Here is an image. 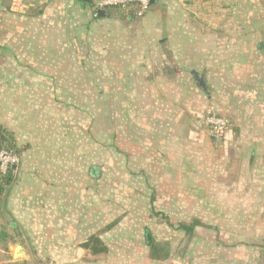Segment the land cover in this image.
<instances>
[{
  "label": "rangeland",
  "instance_id": "374dc122",
  "mask_svg": "<svg viewBox=\"0 0 264 264\" xmlns=\"http://www.w3.org/2000/svg\"><path fill=\"white\" fill-rule=\"evenodd\" d=\"M40 6L29 11L31 16L41 15ZM159 6L153 16L164 24L157 32L178 36L179 48L189 49L192 56L178 60L181 73L173 74L171 81L158 78L162 83L145 89L128 84L142 74L125 68L130 59L119 53L123 42L100 36L95 40L94 33L79 42L68 41L66 50L56 48L52 33L48 46L61 52L57 64L51 50L50 67L33 72L32 86H11L25 74L13 67L11 22L9 16L4 18L0 144L14 147L19 171L0 195L2 264H202L204 250L193 248V239L241 240L209 228L186 233L180 227L202 217L188 212L185 199L172 200V192L178 184L185 187L179 179L185 176L186 149L193 137L205 132L213 153L222 144V137L214 139L208 133L205 116H225L228 130L235 128L218 91L226 92L225 85L237 89L240 96L231 100L238 106L235 117L246 113L239 105L247 107L244 98L250 114L264 110V0H162ZM31 43L37 49L42 39L33 36ZM167 43L161 47L171 49ZM170 60L163 56L159 62ZM191 73L204 78L206 91ZM174 116L178 130L173 128L171 140L169 123ZM146 119L149 127L140 130L139 121ZM153 133L160 134V140L148 137ZM259 222L260 232L248 240L252 244L264 243V217ZM146 231L150 241L168 242L167 260L148 259ZM16 245L25 256L11 260Z\"/></svg>",
  "mask_w": 264,
  "mask_h": 264
},
{
  "label": "crops",
  "instance_id": "0c3cea01",
  "mask_svg": "<svg viewBox=\"0 0 264 264\" xmlns=\"http://www.w3.org/2000/svg\"><path fill=\"white\" fill-rule=\"evenodd\" d=\"M19 1L21 8L13 10L11 9L12 0H0V26L3 25L5 17L9 16L11 22L10 55L12 61L14 60L13 67L18 74H25V79L17 77L10 82L13 87L32 86L35 82L32 78L33 72L48 70L50 62L47 58L52 50L51 44L48 46L49 42L54 41L58 43L55 45L56 48L66 50L68 41L75 39L79 42L80 39L85 40V37L92 33L97 36L95 40L100 36L107 42L114 40L123 42V50L118 52L123 57L130 59L125 64V68L128 73L142 74L138 76L140 77L138 80L132 81L134 84L128 81L131 87L156 88L158 83H162H157L156 79L158 78L160 81L165 79L168 83L167 81H171L173 74L181 73L178 60L183 58L182 56L190 59L192 56L189 49L184 51V48H179L181 39L178 36L167 38L157 32L164 23L161 18L153 15H158L157 11L162 0H155L143 17L131 19L116 15H106L104 18L94 17L90 6L78 0ZM8 3L9 14L6 13ZM39 5H41V15L31 16L29 11ZM52 33L56 36L53 37V40H51ZM33 36L42 39V44L37 49H34L31 43ZM142 37L146 39L144 40ZM141 40H143L142 44ZM166 40L170 42L167 45L169 44L171 49L161 47L162 44H166ZM146 43H149V47H139ZM55 50L57 49L52 50L51 53L54 64H57L56 60L61 58L59 56L61 52L58 51L56 54ZM118 52L115 51L116 55ZM65 53L66 51L62 53L63 56ZM163 56L171 58L170 62L166 61L164 64L159 62ZM180 68L186 71L183 66ZM144 73H147L145 77ZM224 87L226 92L219 93L218 91L217 94L219 97L221 96L225 105L224 111L232 114L235 128L224 132L222 144L214 153L212 145L205 143V132H200V138L199 134L196 136L197 139L193 137L186 149V173L179 179L185 182V187L183 189L177 183L176 192H172L174 195L172 200L185 199L188 202V212L194 218L202 217V220H199L202 225L194 226L195 229L192 228L193 235L200 230L205 231L209 228L213 232L231 233L241 238V240L224 241L214 240L211 236L210 239L201 241L193 239L192 247L204 250L202 264H264V243L260 241L252 244L248 241L255 239L253 234L260 232L259 218L264 217V110L259 108L258 113L260 114H250L251 110L248 112L250 103L245 102L246 98H244L243 102L248 108L243 103L239 105L242 106V112L246 111V113L242 117L237 115L235 117V109L237 110L238 106L231 100L240 94L237 93V89L234 90L229 85ZM260 88L256 87L255 89L259 90ZM260 103L262 104V102ZM149 123V119L140 120V130L148 128ZM157 123L155 122V125ZM160 128L162 129L161 124ZM173 128L177 132L178 118L176 116L172 117L169 123V131H172L171 140L173 139ZM154 133L148 134V137L151 140H160L161 135L156 136ZM174 134L176 136L177 133ZM16 141L19 143V138ZM145 141L147 142V140ZM149 148L150 146H148ZM165 164L156 163L159 166ZM168 164L171 166L180 165L178 162ZM18 169L17 171H19ZM170 177H174V174L170 173ZM241 217H247L245 222L241 220ZM210 230L209 232H211ZM248 234H250L249 238ZM10 258L13 260L12 254H10Z\"/></svg>",
  "mask_w": 264,
  "mask_h": 264
},
{
  "label": "built area",
  "instance_id": "2783aa9c",
  "mask_svg": "<svg viewBox=\"0 0 264 264\" xmlns=\"http://www.w3.org/2000/svg\"><path fill=\"white\" fill-rule=\"evenodd\" d=\"M151 2H155V0H95L91 11L94 16H97L98 11L105 13L111 10L131 11L135 18H141L151 7ZM20 8L21 2L12 0L11 9L18 10ZM204 125L212 138L219 139L230 127V120L225 116L208 113L204 118ZM18 167L19 158L12 150H0L1 174H5L9 169L16 172Z\"/></svg>",
  "mask_w": 264,
  "mask_h": 264
},
{
  "label": "trees",
  "instance_id": "16d2710c",
  "mask_svg": "<svg viewBox=\"0 0 264 264\" xmlns=\"http://www.w3.org/2000/svg\"><path fill=\"white\" fill-rule=\"evenodd\" d=\"M93 4H94V1L92 2L91 0H88L87 5L90 6V10ZM115 14H118V16L120 15V17H123V18H130V19L135 18L134 14L131 11L125 12V11H120V10H111L106 13L107 16L115 15ZM94 17H97V16H94ZM0 139L2 143L3 139L1 137ZM13 148H14L13 146H10V145L8 146V143H3V145L0 144V150H14ZM14 174L15 172L12 169H9L5 174L0 173V195L5 193L6 189L8 188V185L13 180ZM199 225L201 226L202 224H200L199 222H194L189 226H181L180 228H182L186 233H190L194 226H199ZM146 233H148V231H146ZM145 239H146V243L148 244V259H150L151 261H158V262L167 260L169 256V244L167 241H160V242L159 241L155 242L153 240L150 241V235L149 237L145 236Z\"/></svg>",
  "mask_w": 264,
  "mask_h": 264
},
{
  "label": "water",
  "instance_id": "95a60500",
  "mask_svg": "<svg viewBox=\"0 0 264 264\" xmlns=\"http://www.w3.org/2000/svg\"><path fill=\"white\" fill-rule=\"evenodd\" d=\"M81 3L88 4V0H78ZM154 2H151L153 4ZM106 16V13L104 11H98L97 12V17L99 18H104ZM192 77L195 79L196 83L204 90L206 91V88L204 86V80L202 77H198L196 73H192ZM14 169V168H13ZM92 174L94 175V169H92ZM146 236L149 237V234L146 233ZM25 252L24 249L20 245H16L15 247L12 248V257L13 259H18L20 257H24Z\"/></svg>",
  "mask_w": 264,
  "mask_h": 264
}]
</instances>
